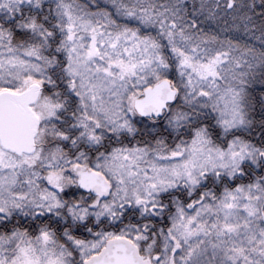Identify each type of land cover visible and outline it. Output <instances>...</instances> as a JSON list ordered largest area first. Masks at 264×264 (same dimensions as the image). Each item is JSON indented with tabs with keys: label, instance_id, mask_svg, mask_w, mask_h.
Wrapping results in <instances>:
<instances>
[{
	"label": "snow or ice",
	"instance_id": "6c2138e0",
	"mask_svg": "<svg viewBox=\"0 0 264 264\" xmlns=\"http://www.w3.org/2000/svg\"><path fill=\"white\" fill-rule=\"evenodd\" d=\"M0 264H264V0H0Z\"/></svg>",
	"mask_w": 264,
	"mask_h": 264
}]
</instances>
